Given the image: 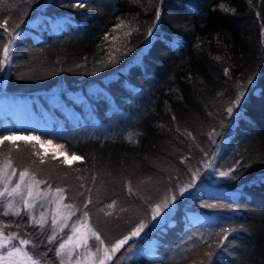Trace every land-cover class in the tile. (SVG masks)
Instances as JSON below:
<instances>
[{
    "label": "trees",
    "instance_id": "obj_1",
    "mask_svg": "<svg viewBox=\"0 0 264 264\" xmlns=\"http://www.w3.org/2000/svg\"><path fill=\"white\" fill-rule=\"evenodd\" d=\"M76 2L8 0L0 10L11 23L24 20L11 63L0 72V93L28 97L37 115L27 122L0 113V135L17 137L0 146V161L11 149L17 172L27 168L42 186L64 188V202L81 209L91 188L87 210L106 243L147 223L145 233L107 264H198L207 250L201 237L211 243L221 227L236 231L226 250H216L213 264H264V0H163L151 36L159 0H81L86 7H72ZM117 18L139 31L127 38V29L112 33ZM105 33L119 39L105 42ZM0 35L6 42L2 29ZM110 52L118 62L99 64ZM253 73L239 116L229 117L224 107ZM177 128L193 132L195 140ZM213 128L220 132L215 145L207 136ZM20 136L51 141L60 153ZM204 151L216 153L217 168L236 159L250 167L237 180L202 170L194 188L180 196ZM66 156L72 157L65 162ZM182 157H188L184 164ZM172 194L175 204L153 226L151 206ZM0 219L8 231H28L39 245L30 251L46 264L56 262L46 232L32 236L23 228L26 216Z\"/></svg>",
    "mask_w": 264,
    "mask_h": 264
},
{
    "label": "snow or ice",
    "instance_id": "obj_2",
    "mask_svg": "<svg viewBox=\"0 0 264 264\" xmlns=\"http://www.w3.org/2000/svg\"><path fill=\"white\" fill-rule=\"evenodd\" d=\"M8 2V0H0V10ZM31 2V0H29ZM136 2V0H132ZM163 0H159L155 8L154 17L151 21V25L147 29V36H151L153 29L157 26V22L161 19V7ZM72 7L84 8L86 5L77 0V2ZM220 8L224 12H229L230 9L225 7L224 4L220 5ZM234 11V10H231ZM118 19V23L113 27L112 33H116L119 29H127L123 32L125 38L130 37L133 31H139V28H132L124 19ZM24 23L23 19L19 22L11 23L10 17H0V29L3 33L7 35V40L4 42V38L0 35V72H4L7 66L11 63L12 58V46L16 42L17 38L23 33L19 30L21 25ZM103 41H116L119 39L117 35H110L105 33L103 36ZM199 47V45H197ZM115 52H119V48L114 49ZM126 54V53H125ZM215 59L219 60L220 57ZM117 58L113 53H108L105 59L98 61L99 64L108 66L110 64L117 63ZM224 75L226 77L230 76V69L224 68ZM255 73L248 77L246 82L241 83L237 86L235 96L232 98L228 104L224 107V112L229 116L237 115L239 116V106L242 100L246 96L245 90L254 84ZM218 95H223V93H218ZM172 120L175 121L176 117L173 116ZM181 136L185 139L195 140L193 132L184 130L181 132L179 128L176 129ZM220 132L215 128L207 133L208 140L211 141L213 145L216 144L215 137L219 136ZM17 137L15 134L0 135V146L4 145L5 141L15 143ZM21 139H31L39 143H51V141H42L40 137L29 136L21 137ZM128 139L132 140L131 136ZM18 147V145H17ZM62 147V146H60ZM2 154V153H0ZM75 160H81L82 157L72 153ZM216 153L208 151L203 152V159L201 161V167L194 170L190 169L189 180L179 187V195L183 196L189 189L194 188L197 179L200 178L202 170L208 172L211 170L219 178H225L229 180H237L243 172L250 167L247 163H242V159H236L233 164L226 169L217 168L214 165ZM188 157H182L180 163H186ZM43 162V160L41 161ZM67 162V158L65 159ZM17 174V168L14 167V162L11 158V149H9V156L6 157L2 162H0V184L3 185L0 188V198H11L6 199L5 206L2 211H0V216H12L21 217L27 216V220L23 224L24 229H31V235L36 236L37 231L40 235H46V243L48 245H54L49 251L55 253L58 259V264H107L116 255L117 252L121 250L132 237L139 236L141 232L147 227V223L141 221L128 235L123 236L120 239L112 241H107L102 235L100 230L91 222L90 213L87 210L88 205L92 203L91 199V188H87L86 191L89 193L87 199L84 200L83 209L78 208L74 204L64 203L65 200V189L57 187L56 197L54 200H46L47 193L42 192L38 189L40 183L36 179L34 172L29 169H24L19 171V179L16 181L12 180V177ZM93 182H95V176L92 177ZM261 183H264V175L259 178ZM145 181H141L144 183ZM9 185H12L11 187ZM51 186H49L50 188ZM84 188V185H80ZM127 190L130 194H135L133 192L131 181L127 183ZM77 195L83 196L84 192H78ZM19 197L20 206L17 207L13 204V199ZM42 201L39 207L42 209L39 216L35 214V208L37 207V201ZM177 200L175 194L166 195L164 200L155 206H151L152 220H156L157 217L164 212L165 209L169 208V205H174ZM47 203L48 207L45 208L44 204ZM55 207H52V204ZM116 201L108 204V208H112ZM202 207H218L215 204H203ZM123 210V209H122ZM104 212V209H100ZM77 212L81 214L73 221L71 224L69 221ZM105 215L111 216V212H105ZM17 229L22 226L19 222H13ZM9 224L5 223L0 219V264H46L41 258L33 254L30 249L39 247L35 239H30L28 231H7ZM66 228H70L71 235L64 232ZM236 229L232 227H221L219 232L215 234L217 239L211 243H207L206 238L201 237V241L206 243L207 250L202 253V257L198 264H213V257L217 255V249L224 251L227 249L228 245L226 242L229 240V236ZM63 233V235H61ZM66 237V238H65ZM191 240L192 237H189ZM89 241H94V243H89ZM53 264H56L54 261ZM195 264V262H194Z\"/></svg>",
    "mask_w": 264,
    "mask_h": 264
},
{
    "label": "rangeland",
    "instance_id": "obj_3",
    "mask_svg": "<svg viewBox=\"0 0 264 264\" xmlns=\"http://www.w3.org/2000/svg\"><path fill=\"white\" fill-rule=\"evenodd\" d=\"M60 20V19H59ZM21 32L23 33L24 32V29L21 30ZM0 113H5V114H8L9 116L11 117H14L16 118L17 120H20V121H27V122H30V121H36V118H37V115L35 114L32 106H31V102H30V99L28 97H25V96H16V95H3L2 93H0ZM21 137V136H20ZM26 137V136H24ZM46 146L49 147V149L58 154L60 153L59 151V148L58 146L56 145H51V144H47L45 143ZM72 156H66L67 159H70ZM3 161V160H2ZM0 161V162H2ZM19 172H17L16 175H14L12 177V180L13 181H16L19 179ZM10 187L12 185H9ZM3 185L0 184V188H2ZM38 189L42 192H45L47 193V197L45 198L46 200H54L55 197H56V189L55 188H48V187H45V186H42L41 184L38 185ZM6 199H11V198H0V204L2 206V210L5 206V203H6ZM42 201L38 200L37 201V207L35 208V214L37 216H39V213L40 211L42 210L40 207H39V204L41 203ZM65 203V202H64ZM13 204L17 207L20 206V203H19V197H16L13 199ZM52 207H55L56 205L53 203L51 205ZM44 207L47 208L48 207V204L45 203L44 204ZM172 208L171 205H169V208L168 209H165L164 212L161 213V215L159 217H157L156 220H152L151 219V223L152 225H156L159 221H161L169 212H170V209ZM27 217V216H26ZM76 219H72L69 221V223L71 224L73 221H75ZM8 231V230H7ZM132 231V230H131ZM131 231H129L126 235H128ZM65 233H67L68 235H71V230L70 228H66L64 230ZM145 233V229L143 230V232H141L140 234H143ZM48 233L46 232V235ZM45 235V237H46ZM63 235V233L61 234ZM125 236V235H124ZM123 237V236H122ZM120 237V238H122ZM66 238V237H65ZM119 238V239H120ZM46 240V239H45ZM94 243V242H93ZM114 243V242H113ZM150 243V242H149ZM148 243V244H149ZM147 244V245H148ZM146 245V246H147ZM54 247V245H53ZM142 248V247H141ZM140 248V249H141ZM55 256V255H54ZM56 257V256H55ZM56 259V264H58V259Z\"/></svg>",
    "mask_w": 264,
    "mask_h": 264
}]
</instances>
